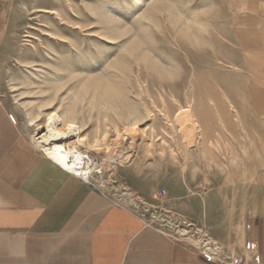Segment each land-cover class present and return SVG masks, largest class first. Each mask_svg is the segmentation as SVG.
<instances>
[{"label":"rangeland","instance_id":"1","mask_svg":"<svg viewBox=\"0 0 264 264\" xmlns=\"http://www.w3.org/2000/svg\"><path fill=\"white\" fill-rule=\"evenodd\" d=\"M260 84L264 0H0V91L28 135L34 129L28 111L40 109L72 113L89 134L105 116L118 121L110 145L125 123L139 120L150 151L141 142L123 165L102 169L107 189L97 188L160 229L175 234L157 219L196 234L205 230L226 253L243 248L236 245L232 252L225 240L227 208L236 224L234 239L238 224L246 225L251 173L264 166V129L246 102L247 89ZM221 93L235 110L228 111ZM190 94L215 129L221 127L208 98L225 109L228 126L242 142L236 144L240 164L229 165L234 177L228 180L224 150L216 162L194 150L185 160L171 120ZM48 98L51 103L39 108ZM236 112L240 126L232 120ZM223 136L231 138L226 131ZM170 147L177 156H170ZM92 156L101 161V155Z\"/></svg>","mask_w":264,"mask_h":264},{"label":"crops","instance_id":"2","mask_svg":"<svg viewBox=\"0 0 264 264\" xmlns=\"http://www.w3.org/2000/svg\"><path fill=\"white\" fill-rule=\"evenodd\" d=\"M246 102L264 129V84ZM11 113L0 91V264H216L46 158ZM252 180L241 227L264 264V166Z\"/></svg>","mask_w":264,"mask_h":264},{"label":"bare ground","instance_id":"3","mask_svg":"<svg viewBox=\"0 0 264 264\" xmlns=\"http://www.w3.org/2000/svg\"><path fill=\"white\" fill-rule=\"evenodd\" d=\"M67 73H72V71L68 70ZM87 87L88 83L84 82L83 91H87ZM110 91L112 92V90ZM193 96L191 95L187 98V102L185 105L178 106L171 120L172 125L175 128V133L178 135V138L184 147L185 160L189 158L190 152L194 150L200 153V155L206 162H216L217 157H219L218 151L224 150L228 154L227 162L229 164L225 163L223 169L225 171V178L228 180L234 174V171H232L229 165L234 168V166H236L240 162V158L236 150V144L239 141L237 140V135L234 134V131L228 126L226 122V117L224 115L225 109L220 107L219 104L216 103L212 98H208V102L212 105V115L215 117L216 121L219 123L218 125L221 127V129H215L212 126V123H210L208 117H206V115L204 117V113L201 114L200 112L196 111L194 106L195 99ZM222 96L224 98V104L227 105L229 108L228 111L233 110L235 106H233L232 101L224 93L222 94ZM50 103L51 100H49L48 98L46 102L40 103L38 107L41 108V106L43 107V105H48ZM25 105L28 106L29 103ZM69 110H71V108ZM69 110L67 109V111ZM239 116L240 115H238L236 112L232 119L235 126L241 125V120ZM27 117L28 123L34 126V129L30 134V139L32 143L44 153L46 158L55 161L67 171H71L75 175H78L79 177L83 178L85 181L92 182L96 187L102 188L103 190L107 189V182L105 183L104 178H102V169H108V166H113L114 168L116 164H122L125 160L129 159L130 156H132V150L137 148V146L141 142L144 143L146 151H150L151 148V139H148L147 137V129L145 130L143 128H140L137 123V121L139 120H134L125 123L123 127V132L119 134V138L116 142L111 143V145L113 144L111 146L109 143L111 141L110 131L117 125L118 121H112L108 119L107 116L103 117L102 125L99 123L98 125H96V127H94V134H89L88 132H85L83 124L76 118L75 115H73L72 113L68 115L67 113L63 114L60 112V110L57 109H51L45 112H43L42 109H40L38 112L37 110L36 112L28 111ZM117 117L118 116H116V118ZM122 118L123 116L121 117V119ZM82 120L84 121V119ZM91 129L93 130V128ZM224 131L228 132L231 138H225L223 136ZM239 143L242 142L239 141ZM243 150L245 151L244 147ZM168 152L172 157L178 153L177 150L173 147H170ZM92 154L101 155V161L96 160L92 156ZM185 164H187V162ZM185 167H187V165L183 166V169ZM253 173L254 171L251 173V178L255 176V174ZM205 203L206 202H204V204ZM223 203L225 205H228L227 197H224ZM226 212V224L229 231L227 233V236L225 237V240L229 241V249L232 250V252H235L234 249L236 245H239L241 247L245 244L244 229L238 224V226L241 227L239 235H237L234 239H231L230 233L236 226V224L232 223L231 208L228 207ZM157 221L163 223L167 228L171 229L179 237H183L193 241L195 248H198L202 253L208 255L211 258L222 256L223 254H232L231 251H228V253L222 251L223 247L215 238L206 237L207 232L205 230H198V234H196V232H193L192 230L186 227L178 228L174 225H168L166 224L164 219H157Z\"/></svg>","mask_w":264,"mask_h":264},{"label":"built area","instance_id":"4","mask_svg":"<svg viewBox=\"0 0 264 264\" xmlns=\"http://www.w3.org/2000/svg\"><path fill=\"white\" fill-rule=\"evenodd\" d=\"M10 117L14 119L12 114L10 115ZM85 182H87L88 184L92 186H95L90 181H85ZM172 237L175 238L176 240L184 241L176 236H172ZM196 249L197 251H199L201 255H203L205 259H211L216 264H261L259 257H258L257 246L255 245V243L248 242V241H246L245 244L243 245L242 251L235 253V254H229V255L223 254L222 256H217L215 258H211L208 255L202 253L198 248Z\"/></svg>","mask_w":264,"mask_h":264}]
</instances>
